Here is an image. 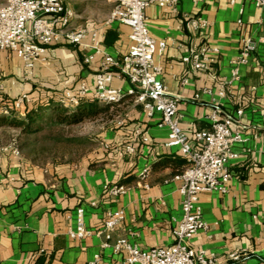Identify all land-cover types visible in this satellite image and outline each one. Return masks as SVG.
Segmentation results:
<instances>
[{
  "label": "crops",
  "instance_id": "obj_1",
  "mask_svg": "<svg viewBox=\"0 0 264 264\" xmlns=\"http://www.w3.org/2000/svg\"><path fill=\"white\" fill-rule=\"evenodd\" d=\"M114 5V0H66L74 12L72 23L99 29L105 50L120 59L131 45L130 27L118 20L105 23ZM146 15L152 36L166 42L156 62L163 67L160 79L171 94L179 96L178 117L185 131L191 136L209 127L207 113L213 98L220 99L228 113L242 109L241 122L247 126V140L235 146L240 157L230 162L229 191L200 196L209 229L198 232L191 243L220 263L264 264V42L249 63L240 66L239 78L232 77V61L244 36L264 37V8L252 0H180L177 11L151 5ZM190 17H202L209 26L195 32ZM109 30L116 32L111 45L105 43ZM203 44L217 46L220 54L208 69L196 70L182 58L187 49ZM88 52L67 42L53 44L48 63L37 64L26 79L22 59L0 50V82L5 86L0 105L13 103L23 92L31 98L29 107L52 97L64 99L67 91L77 93L82 83L93 87L101 56L87 63ZM111 86L126 91L129 83L115 77ZM223 86L227 95L220 97L217 92ZM207 87L215 91L214 96L202 93L201 100L194 99ZM86 96L95 99L91 94L82 97ZM117 107L121 115L103 126L99 146L77 160L64 157L44 164L21 150L16 153L11 145L2 148L0 264H87L96 253L107 264H125L127 253L103 248L102 236L70 237L79 206L84 207L90 228L101 227L108 210L125 211L113 241L127 238L142 249L175 241L174 229L183 212L182 181L174 177L186 165V157L180 146L167 145L169 128L158 125L160 113L150 119L141 106L125 102ZM128 143L134 144L135 151L120 154L118 148ZM146 167L150 173L142 181L140 174ZM120 184L127 186L125 193L108 192V187ZM232 252L242 253L243 258L228 259Z\"/></svg>",
  "mask_w": 264,
  "mask_h": 264
},
{
  "label": "built area",
  "instance_id": "obj_2",
  "mask_svg": "<svg viewBox=\"0 0 264 264\" xmlns=\"http://www.w3.org/2000/svg\"><path fill=\"white\" fill-rule=\"evenodd\" d=\"M235 1V0H232ZM256 6L264 8V0H252ZM114 8L106 24L118 20L130 27L131 45L120 59L109 54L100 37L99 29L78 26L72 23L74 12L66 6V0H3L0 6V50L16 53L24 64L26 79L33 73L37 64L48 63V50L53 44L67 42L90 50L85 61L91 62L96 55L101 56L100 70L95 76L93 87L82 83L77 93L67 91L65 102L77 105L79 98L91 94L96 100L106 104L132 103L141 106L146 116L153 119L157 113L161 117L160 127L169 128L167 145L180 146L187 163L175 175L181 180L179 191L182 195V218L174 229L175 241L168 246L142 249L127 238H117L113 234L124 221L123 209L108 210L101 227L90 228L85 223V209H76V224L69 229L73 239H84L93 235L102 236L103 248H112L115 254L127 253L125 264H225L217 261L213 254L204 248L196 249L191 241L200 231H207L209 223L205 220L200 196L205 192L227 193L233 178L230 169L231 160L240 157L235 149L237 144L247 140V126L241 122L243 110L234 114L223 109L222 101L213 98L211 110L207 113L210 122L208 128L195 130L191 136L182 127L178 117L179 96L169 92L160 79L163 72L161 64L156 62V54L163 51L166 42L158 41L150 32L147 23V8L151 5L178 10L180 0H114ZM242 23L241 20H239ZM189 23L195 32H201L209 26L202 17H190ZM264 37L254 38L247 33L242 42L238 56L232 61V77L238 79L240 66L248 64ZM220 54L217 46L203 44L187 49L182 60L193 69L206 70ZM115 77L124 78L129 88L112 87ZM5 88L0 82V93ZM202 93L215 95L212 88H204L195 94L194 99L201 100ZM218 96L227 95L223 86ZM31 98L28 93H21L13 105L24 113ZM147 140V138H145ZM19 154V149L15 148ZM133 143L118 148L120 154L133 153ZM150 173L146 167L140 174L144 181ZM124 184L108 187L113 196L127 190ZM92 202V205H96ZM243 254L232 252L230 260H240ZM87 264H107L101 253H96Z\"/></svg>",
  "mask_w": 264,
  "mask_h": 264
},
{
  "label": "trees",
  "instance_id": "obj_3",
  "mask_svg": "<svg viewBox=\"0 0 264 264\" xmlns=\"http://www.w3.org/2000/svg\"><path fill=\"white\" fill-rule=\"evenodd\" d=\"M115 38L116 32L109 30L105 43L111 45ZM117 106V104L102 103L87 96L82 97L77 105L65 102L61 97H52L26 107L22 113L14 107L13 103H6L0 105V126L18 129L23 135L36 134L48 128L59 136L60 130L65 126L77 125L103 116H111L113 119ZM56 139L59 140L60 136ZM27 144L31 145V142Z\"/></svg>",
  "mask_w": 264,
  "mask_h": 264
},
{
  "label": "rangeland",
  "instance_id": "obj_4",
  "mask_svg": "<svg viewBox=\"0 0 264 264\" xmlns=\"http://www.w3.org/2000/svg\"><path fill=\"white\" fill-rule=\"evenodd\" d=\"M120 115L121 108L117 107L113 118ZM110 120L111 116H103L96 120L65 126L60 130L59 140L56 139L59 136L48 128L36 134L23 135L18 129L0 126V153L3 147L11 145L18 147L19 151L39 163L45 164L64 157L77 160L93 147L99 146L98 134ZM28 142H31V145L27 144Z\"/></svg>",
  "mask_w": 264,
  "mask_h": 264
}]
</instances>
